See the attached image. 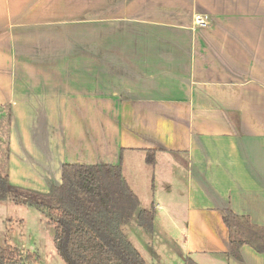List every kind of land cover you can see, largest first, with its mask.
Wrapping results in <instances>:
<instances>
[{"label": "crops", "instance_id": "1", "mask_svg": "<svg viewBox=\"0 0 264 264\" xmlns=\"http://www.w3.org/2000/svg\"><path fill=\"white\" fill-rule=\"evenodd\" d=\"M97 8H118L120 22L138 26L111 49L117 68L97 63ZM80 24L86 36L75 32ZM5 103L13 185L46 193L65 162L120 158L141 208L153 205L154 218L184 216L185 261L264 264V252L248 244L241 260L228 255L222 220L230 208L264 226V0H0ZM149 148H158L154 167L166 155L163 184L183 171L180 207L170 198L144 206L132 186L121 154Z\"/></svg>", "mask_w": 264, "mask_h": 264}, {"label": "trees", "instance_id": "2", "mask_svg": "<svg viewBox=\"0 0 264 264\" xmlns=\"http://www.w3.org/2000/svg\"><path fill=\"white\" fill-rule=\"evenodd\" d=\"M10 123L11 105L5 103L0 105V201L26 202L48 215L66 264H148L122 227L136 214L138 225L152 231L153 205L140 207L122 174L121 159L115 164L65 162L60 183L46 193L17 187L8 177ZM154 150H145L149 165L154 163ZM222 220L228 230V255L241 260L243 244L264 252V226L251 224L230 208L222 212ZM0 264L25 263L18 249L5 243L0 245ZM186 264L196 263L186 258Z\"/></svg>", "mask_w": 264, "mask_h": 264}, {"label": "rangeland", "instance_id": "3", "mask_svg": "<svg viewBox=\"0 0 264 264\" xmlns=\"http://www.w3.org/2000/svg\"><path fill=\"white\" fill-rule=\"evenodd\" d=\"M95 1L98 3L100 0ZM80 15L87 17V13ZM91 15L97 19L95 24L97 63L108 66L115 65L112 67L117 68L119 63L116 60L119 57L115 52L112 51V53L111 49H118L121 42L119 34L135 33L138 26L131 22H120L118 8H108L106 11L97 8L96 13ZM196 15L205 18L203 14H195L193 15L194 21ZM104 18L108 20L104 21ZM205 20H208L207 17ZM64 31L65 33L68 31L65 25ZM76 31L86 36L87 25H78ZM143 31L151 32V28ZM78 41L85 49L86 38L85 40L78 39ZM65 45L72 48V40L65 39ZM157 151L158 149L155 148L154 159ZM121 155L125 172L127 176L130 175L128 177L131 178L132 186L137 189L144 206H149L150 201L159 202L169 198L176 200L179 207L181 203L185 202L182 199L186 186L181 169H179L181 174L175 176L170 185L163 184V179L171 175L166 172V168L163 169L160 165L164 163L163 157L166 155H159L160 164L156 167H154L155 160L153 165H146L145 155L139 151L124 149ZM184 157V155H180L178 159L182 161ZM171 185L175 188L174 190L169 189ZM179 210L181 209L179 208ZM52 215L54 216V212ZM160 215L162 217L154 218L152 231H147L138 225L136 214L122 229L148 264H186L182 257V239L180 237L182 236L184 216H165L162 213ZM54 240V225L42 210L26 202L15 203L11 198L0 201V245L8 243L15 246L25 264H66L60 256ZM208 259L215 260L217 257L210 256Z\"/></svg>", "mask_w": 264, "mask_h": 264}, {"label": "built area", "instance_id": "4", "mask_svg": "<svg viewBox=\"0 0 264 264\" xmlns=\"http://www.w3.org/2000/svg\"><path fill=\"white\" fill-rule=\"evenodd\" d=\"M205 19H206V16H205V18L203 16H201V15H196L195 16V21L197 23H199V24H205V23H207V20H205Z\"/></svg>", "mask_w": 264, "mask_h": 264}]
</instances>
